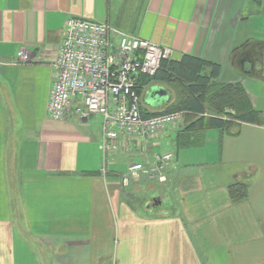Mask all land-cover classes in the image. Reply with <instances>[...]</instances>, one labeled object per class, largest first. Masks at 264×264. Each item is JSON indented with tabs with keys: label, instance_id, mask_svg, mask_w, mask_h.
Segmentation results:
<instances>
[{
	"label": "crops",
	"instance_id": "0c3cea01",
	"mask_svg": "<svg viewBox=\"0 0 264 264\" xmlns=\"http://www.w3.org/2000/svg\"><path fill=\"white\" fill-rule=\"evenodd\" d=\"M69 18L169 47L168 63L220 65L215 84L241 88L259 123L209 129L189 149L171 128L106 163L100 116L48 117ZM181 85L147 81L143 115L166 113ZM154 87L168 100L148 104ZM166 153L164 184L123 186L130 165ZM0 264H264V0H0Z\"/></svg>",
	"mask_w": 264,
	"mask_h": 264
},
{
	"label": "built area",
	"instance_id": "2783aa9c",
	"mask_svg": "<svg viewBox=\"0 0 264 264\" xmlns=\"http://www.w3.org/2000/svg\"><path fill=\"white\" fill-rule=\"evenodd\" d=\"M113 34L108 24L78 18L65 22L48 105V117L54 121L64 120L71 110L80 121L100 116V150L106 163L138 139H151L179 126L184 118L183 112L144 117L141 93L135 92L141 80L155 77L161 65L170 61L172 49L128 35L116 42ZM18 61L28 63L30 58L22 52ZM110 75L117 83L109 81ZM175 164L174 153L157 155L151 165L135 163L128 169L129 176L123 177V186H129L130 177L137 180L142 174L165 183L163 171Z\"/></svg>",
	"mask_w": 264,
	"mask_h": 264
},
{
	"label": "trees",
	"instance_id": "16d2710c",
	"mask_svg": "<svg viewBox=\"0 0 264 264\" xmlns=\"http://www.w3.org/2000/svg\"><path fill=\"white\" fill-rule=\"evenodd\" d=\"M205 71L208 73L203 74ZM220 72L221 66L216 63L185 56L180 63L164 62L155 77L141 80L135 92L140 95L144 84L155 78L179 80L182 83L179 88L180 100L166 113L186 112L199 116L177 139L179 149L195 148L204 144L205 134L209 129H227L235 122L259 123L241 88L215 84ZM108 79L112 84L117 83L112 75ZM206 114L210 117H206ZM223 115L232 116L225 120ZM233 198L235 201L246 198V188H237Z\"/></svg>",
	"mask_w": 264,
	"mask_h": 264
},
{
	"label": "water",
	"instance_id": "95a60500",
	"mask_svg": "<svg viewBox=\"0 0 264 264\" xmlns=\"http://www.w3.org/2000/svg\"><path fill=\"white\" fill-rule=\"evenodd\" d=\"M163 100H168L166 92L162 88L154 87L148 96L147 103L155 106Z\"/></svg>",
	"mask_w": 264,
	"mask_h": 264
},
{
	"label": "rangeland",
	"instance_id": "374dc122",
	"mask_svg": "<svg viewBox=\"0 0 264 264\" xmlns=\"http://www.w3.org/2000/svg\"><path fill=\"white\" fill-rule=\"evenodd\" d=\"M191 124V121H189V120H184V122L182 123V125H181V129L183 130V131H185V129H186V127L188 126V125H190ZM172 129H174V130H176L177 129V126H173V127H171ZM176 133V132H175ZM175 133H174V135H175ZM177 149H175V151H176Z\"/></svg>",
	"mask_w": 264,
	"mask_h": 264
}]
</instances>
